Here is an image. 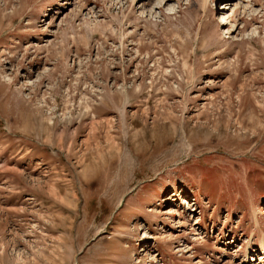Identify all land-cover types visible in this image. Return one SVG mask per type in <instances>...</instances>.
Returning <instances> with one entry per match:
<instances>
[{
	"label": "rangeland",
	"instance_id": "374dc122",
	"mask_svg": "<svg viewBox=\"0 0 264 264\" xmlns=\"http://www.w3.org/2000/svg\"><path fill=\"white\" fill-rule=\"evenodd\" d=\"M158 1L0 0V264H264V0Z\"/></svg>",
	"mask_w": 264,
	"mask_h": 264
},
{
	"label": "bare ground",
	"instance_id": "6f19581e",
	"mask_svg": "<svg viewBox=\"0 0 264 264\" xmlns=\"http://www.w3.org/2000/svg\"><path fill=\"white\" fill-rule=\"evenodd\" d=\"M169 0H159L158 1V4H157V6L158 5H160V7H161V5L164 3V5H166V2H168ZM205 6H207L208 5V0H204V3H203ZM224 5V4H223ZM230 5V6H229ZM234 7V6H233ZM236 7V6H235ZM235 7L233 8V9H235ZM222 11H224V12H222L221 14H222V20H221V22H222V24L224 25L225 23L226 24H228V21H229V19H230V10H231V4L228 2H226V4H225V6H222ZM173 8H171L170 10H172ZM232 11V10H231ZM234 11V10H233ZM150 12H152V10L150 11ZM234 13V12H233ZM181 206L182 207H184L185 208V206L187 207V209H189L190 207H191V205H190V203L189 202H187L186 200H183L182 201V203H181ZM264 211V210H263ZM263 236H264V233H263ZM258 251H260L261 252V254H262V256H264V239H263V241L261 242V246H260V248H259V250ZM225 253V252H224Z\"/></svg>",
	"mask_w": 264,
	"mask_h": 264
}]
</instances>
